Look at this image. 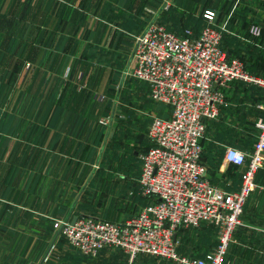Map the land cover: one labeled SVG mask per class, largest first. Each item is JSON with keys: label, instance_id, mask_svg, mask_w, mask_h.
Instances as JSON below:
<instances>
[{"label": "crops", "instance_id": "crops-1", "mask_svg": "<svg viewBox=\"0 0 264 264\" xmlns=\"http://www.w3.org/2000/svg\"><path fill=\"white\" fill-rule=\"evenodd\" d=\"M134 1L0 0V205L5 201L4 206L17 209L15 215H0V223L29 226L20 253L31 258L40 252L39 264H114V256L104 253L108 248L97 259L81 254L53 227L54 220L94 215L121 221L151 201L140 182L141 153L136 165L122 160L121 166H106L101 160L110 144L125 152L123 136L113 126L109 131L96 118L81 115L89 105L75 102L77 88L89 87L95 74L108 88L109 74L125 56L112 51L125 47L124 26L116 16ZM207 8L216 11L217 23L228 19L223 46L255 74L248 59L252 48L260 51L255 46L264 33V0H172L171 9L192 13L193 22L166 25L180 33L190 27L197 34ZM252 23L261 25V36L250 34ZM67 65L71 71L66 76ZM22 80L25 86L18 85ZM240 81L224 88L226 102L202 138L206 175L226 190L240 188L244 170L225 160L226 147L252 144L244 115L264 116L263 109H254L264 101V91L243 87ZM105 86L94 90V107L108 102ZM253 110L257 114L252 116ZM150 143L149 138L143 150ZM216 147L223 152L218 155ZM257 189L256 206L264 211V192ZM185 228L191 227L179 229L180 241ZM142 256L135 264H148Z\"/></svg>", "mask_w": 264, "mask_h": 264}, {"label": "built area", "instance_id": "built-area-1", "mask_svg": "<svg viewBox=\"0 0 264 264\" xmlns=\"http://www.w3.org/2000/svg\"><path fill=\"white\" fill-rule=\"evenodd\" d=\"M203 16L206 21L197 34L190 27L180 33L153 20L137 37L133 74L169 108L167 115L153 118L148 128L151 144L141 152L140 182L151 201L121 221L94 215L79 216L74 222L55 219L56 230L81 254L95 257L105 248L116 247L127 256L125 264H135L142 254L181 264H223L264 161V116L256 121L251 146L231 144L225 149L227 162L244 166L239 189L226 190L207 177L202 138L226 102L224 88L233 80L264 88V75L252 73L241 57L224 48L228 19L217 23L211 8ZM249 32L259 36L262 27L252 23ZM70 71L67 65L64 74ZM258 107L264 110V101ZM109 121L101 118L104 126ZM205 223L217 228L219 244L202 255L182 253L179 229Z\"/></svg>", "mask_w": 264, "mask_h": 264}, {"label": "rangeland", "instance_id": "rangeland-1", "mask_svg": "<svg viewBox=\"0 0 264 264\" xmlns=\"http://www.w3.org/2000/svg\"><path fill=\"white\" fill-rule=\"evenodd\" d=\"M171 1L135 0L130 10H123L117 14V21H120L122 26H124L123 35L125 36V47H120L118 51L112 50L120 56H122V51H124L123 55L125 56L123 60L117 64L119 69H114V73L109 74L107 79L108 88L105 86L106 80H102L99 74H95L91 78L89 87L77 88L75 102L79 104L81 102L87 103L90 108L87 111H80L81 115L92 119L96 118L102 126L104 124L101 123V118H108L110 121L108 125H105L107 130L109 128L110 131L111 126H113L123 136L120 137V140L122 139L124 144L120 146L128 154L122 152L121 149L117 150L116 144H110L107 154L101 160V162L106 163V166H121L122 160L129 162L130 165H136L139 162L140 153L149 139L148 128L153 118L157 115H167L169 113V108L166 105L151 96L147 83L133 74V53L137 37L150 21L157 20L167 25H171L172 23L178 26L192 25V13L185 12L184 10H172ZM255 47L259 48L260 51L252 48L249 55L250 59L248 60L251 61V67L256 71V75H264V33L259 39V44ZM81 81L85 83L83 79ZM240 82L241 86L249 87L256 92H260V89L264 91V88L256 83L244 80ZM18 85L25 86V83L22 80L21 84L18 83ZM102 85L107 88L105 93L107 94L108 102L106 100L100 101L98 103L102 105L95 106V108L94 90ZM254 109L261 110L258 106ZM253 114L257 113L253 110L251 115L253 116ZM255 117L254 115L252 119H249L246 114L243 118V121H246L243 123L244 127L250 129L248 132H250L249 138L251 143L256 137L255 131L257 127L255 122L262 116L260 118ZM106 137H108L107 131ZM136 143L138 148L135 146ZM100 148V155H102L105 147L101 146ZM134 149L136 153H134ZM216 150L218 155L223 152L222 149H218L217 147ZM126 155L128 157H125ZM99 158L101 159V156ZM214 161L217 162L218 160L214 159ZM232 172L236 176L239 173L237 170H232ZM255 181L256 186L245 204V211L242 217L243 223L232 234L223 264L262 263L264 250V211L256 206L257 197L254 194L257 188L264 192V161L256 173ZM4 203L5 201H2V205H0L1 216L15 215L17 213V209L7 207L8 205L4 206ZM14 225L13 223H0V264H39L40 252L31 256V258H27V256L20 253L23 252L22 250L27 245L28 240L24 236L29 226L20 228L18 225L16 227ZM53 227L55 228V226ZM181 236L180 251L182 253L201 254L208 249L216 247L220 241L219 232L214 226L185 228ZM45 246L46 243H43V250ZM104 253L114 256V264H125L128 259L125 253L116 247H108V250L104 251ZM142 255L141 259H148V264H181L174 260L149 254ZM98 256H95L96 259ZM98 261L103 262L100 259Z\"/></svg>", "mask_w": 264, "mask_h": 264}, {"label": "trees", "instance_id": "trees-1", "mask_svg": "<svg viewBox=\"0 0 264 264\" xmlns=\"http://www.w3.org/2000/svg\"><path fill=\"white\" fill-rule=\"evenodd\" d=\"M150 144H151V143H150ZM150 144H149V145H150ZM149 145H148V146H149ZM251 145H252V144H250L249 146H251ZM148 146H147V147H148ZM249 146H248V147H249ZM211 226H213V225H211ZM214 227H215V226H214Z\"/></svg>", "mask_w": 264, "mask_h": 264}, {"label": "water", "instance_id": "water-1", "mask_svg": "<svg viewBox=\"0 0 264 264\" xmlns=\"http://www.w3.org/2000/svg\"><path fill=\"white\" fill-rule=\"evenodd\" d=\"M76 220V218H74L73 222Z\"/></svg>", "mask_w": 264, "mask_h": 264}]
</instances>
